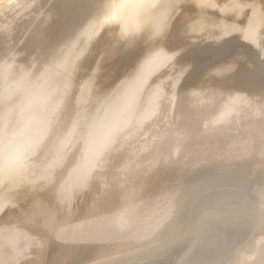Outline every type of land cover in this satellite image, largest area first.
Returning a JSON list of instances; mask_svg holds the SVG:
<instances>
[{
	"label": "water",
	"instance_id": "water-1",
	"mask_svg": "<svg viewBox=\"0 0 264 264\" xmlns=\"http://www.w3.org/2000/svg\"><path fill=\"white\" fill-rule=\"evenodd\" d=\"M0 264H264V0H0Z\"/></svg>",
	"mask_w": 264,
	"mask_h": 264
}]
</instances>
